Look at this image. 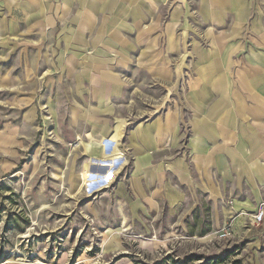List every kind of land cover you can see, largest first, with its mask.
<instances>
[{
  "label": "crops",
  "instance_id": "1",
  "mask_svg": "<svg viewBox=\"0 0 264 264\" xmlns=\"http://www.w3.org/2000/svg\"><path fill=\"white\" fill-rule=\"evenodd\" d=\"M8 1L13 11L18 6L29 13L44 10L45 18L33 24L41 29L66 20L63 29L69 35L64 42L73 44L74 52L66 60L61 55L62 67L57 70L62 85L72 86L77 106L88 107L85 122L92 127V137L84 142L87 154L97 158L122 155L126 150L133 157L136 178L116 182L118 203L136 204L138 214L151 208L153 218L162 214L165 205L174 228L204 236L209 233V221L198 222L200 229L190 222L201 221L196 208L205 202L212 208V226L232 222L235 234L246 230L247 213L255 212V204L264 199V64L258 65L255 51L238 54L235 44L224 41L205 51L192 41L183 2L175 5L171 18L162 24L145 20V12L160 11L165 0ZM56 7L61 12L58 21L53 16ZM226 7L225 2L200 0V11L208 20L215 11L220 21L225 20ZM233 8L240 20L245 17L246 9L240 10L239 3ZM2 11L0 4V20L5 19L6 27L15 33V26L1 18ZM188 43L194 54L190 68ZM16 76L0 74V92L7 87L14 91ZM183 88L192 129L184 150ZM160 89L163 96L151 107L150 118L128 129L123 150L121 145L115 147L111 137L121 120L111 114L115 103L129 106L132 99ZM108 100L110 107L105 104ZM76 109L73 121L81 123ZM124 160L120 158L116 167L124 165ZM99 199L105 206L111 203L107 196Z\"/></svg>",
  "mask_w": 264,
  "mask_h": 264
},
{
  "label": "rangeland",
  "instance_id": "2",
  "mask_svg": "<svg viewBox=\"0 0 264 264\" xmlns=\"http://www.w3.org/2000/svg\"><path fill=\"white\" fill-rule=\"evenodd\" d=\"M182 2L187 7L184 15L193 42H199L208 52L220 46V41L235 44L236 53L255 51L256 61L263 67L264 0H234L235 7L239 3L242 10L246 9L241 20L233 0H213L228 4L223 21L217 18V11L212 19L204 18L200 0H165L160 11L145 12V20L156 19L164 24L175 5ZM0 4L1 18L6 17L9 26L16 28L13 33L11 27H6V20H0V74L18 75L14 91L7 87L0 92V264H214L213 258L219 257L225 260L218 264H264V221L257 225L247 221L246 230L220 239L221 227L212 226V208L205 202L196 208L202 214L201 221L190 222L200 229V222L205 223L206 218L209 233L204 236L174 228L165 205L162 214L153 218L151 208L138 214L136 204L118 203L116 182L136 178L133 157L123 150L128 129L150 118L151 107L164 91L143 93L129 106L115 103L117 107L111 114L121 120L111 141L121 145L122 155L89 156L84 146L85 140L92 137V127L85 122L88 107L77 106L72 86H63L58 76L61 55L66 60L74 52L73 44L64 42L69 35L63 29L66 20L41 29L33 24L35 19L45 18L44 10L29 13L18 6L13 11L8 0H0ZM60 15L56 7V21ZM187 51L190 68L194 58L190 43ZM122 79L127 81L126 76ZM183 90L182 127L187 135L182 150L192 133ZM105 104L110 107L112 102ZM74 107L78 108L81 123L73 121ZM121 134L123 140H119ZM118 157H123L125 164L116 167ZM110 158L117 159L111 162ZM88 167L103 174L108 167L114 173L105 183L94 185L97 182L93 181L87 185ZM103 195L111 198L107 206L99 199ZM262 202L264 199L253 209ZM253 213L251 210L247 214L252 217Z\"/></svg>",
  "mask_w": 264,
  "mask_h": 264
},
{
  "label": "built area",
  "instance_id": "3",
  "mask_svg": "<svg viewBox=\"0 0 264 264\" xmlns=\"http://www.w3.org/2000/svg\"><path fill=\"white\" fill-rule=\"evenodd\" d=\"M264 221V202H262L256 211L253 213L252 217H250L249 223L251 225H257ZM235 232L233 230V223L226 222L218 232V237L220 239H226L231 236H234Z\"/></svg>",
  "mask_w": 264,
  "mask_h": 264
},
{
  "label": "bare ground",
  "instance_id": "4",
  "mask_svg": "<svg viewBox=\"0 0 264 264\" xmlns=\"http://www.w3.org/2000/svg\"><path fill=\"white\" fill-rule=\"evenodd\" d=\"M242 5V4H241ZM238 9V8H237ZM240 10H242L241 9V6H240V8H239ZM238 11V10H237ZM239 14H243L242 12L241 13H239ZM240 16V15H239ZM238 16V17H239ZM239 29H240V27H239ZM236 30V29H235ZM234 30V31H235ZM85 47V46H84ZM113 145H118V142L117 141H114L113 142ZM108 153V152H107ZM110 155V154H109ZM118 158H120V157H118ZM94 159V158H93ZM114 159H117V158H110V159H108V160H112L111 162H113L114 161ZM97 161V160H96ZM99 162V161H98ZM117 162V161H116ZM104 164H105V162H104ZM98 165V164H97ZM106 165H109V164H105V166ZM107 168L108 167H106V169L103 171L104 172V174H105V178H102V176L104 175L102 172H99L98 170L96 171V169L95 168H91V167H88V183H87V185H89V183H91V182H97V183H94V185H96V184H100V183H105L107 180H109L110 178H111V176H110V174H112V173H114V170L112 169V168H110V170L108 169L107 170ZM103 169V168H102ZM113 170V171H112ZM97 172V173H96ZM117 173V172H116ZM107 174V175H106ZM92 179H94V180H92ZM90 180V181H89ZM102 181V182H101ZM91 186V185H90Z\"/></svg>",
  "mask_w": 264,
  "mask_h": 264
},
{
  "label": "trees",
  "instance_id": "5",
  "mask_svg": "<svg viewBox=\"0 0 264 264\" xmlns=\"http://www.w3.org/2000/svg\"><path fill=\"white\" fill-rule=\"evenodd\" d=\"M213 260H214V264H218V263L223 262L225 259L222 257H219L217 260H215L214 258H213ZM232 264H240V261H235Z\"/></svg>",
  "mask_w": 264,
  "mask_h": 264
}]
</instances>
